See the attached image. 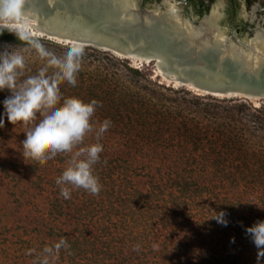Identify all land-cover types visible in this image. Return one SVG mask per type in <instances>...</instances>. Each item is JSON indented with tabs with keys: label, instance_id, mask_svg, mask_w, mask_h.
Masks as SVG:
<instances>
[{
	"label": "trees",
	"instance_id": "trees-1",
	"mask_svg": "<svg viewBox=\"0 0 264 264\" xmlns=\"http://www.w3.org/2000/svg\"><path fill=\"white\" fill-rule=\"evenodd\" d=\"M23 35L25 39L21 40L15 32L5 29L0 32V40L30 44L29 40L46 39ZM83 48L100 51L91 46ZM76 79L75 86L59 84L60 104L72 96L85 102L97 100L93 127L105 119L111 120L113 129L129 131L139 124L136 116L123 112V100L112 96L115 90L102 82H91L87 87L82 76ZM181 90L192 94L191 90ZM192 99L195 103L207 100L211 107L171 109L163 103H151L146 95L140 99V168L153 181L181 182L180 194L167 190L168 185L156 183L150 193L140 194V204L135 205L131 196L120 208L109 185L113 164L104 163L101 154L93 167L102 185L99 194L88 195L80 188L85 195L75 196L72 205L77 208L60 207L63 201H59V206L49 209L53 214L47 227L49 247L61 238L69 245L61 248L58 256L49 257V264H228L238 257L240 238L247 235L251 239L244 228L252 213L235 212V208L239 209L237 197L244 192L258 197L264 191V105L254 106L244 98L200 94H193ZM220 109L231 113L223 114ZM245 117L254 121V130L242 120ZM255 133L260 136L251 140ZM205 188L209 190L204 191ZM156 197L160 201L154 208H143ZM191 206L211 213L209 221L204 222L199 215H187ZM218 213L225 214L226 224L214 217ZM191 218L197 222H189ZM257 220H264V216ZM201 221L221 225L225 232L210 233L203 229ZM42 258L39 253L34 261L39 264Z\"/></svg>",
	"mask_w": 264,
	"mask_h": 264
},
{
	"label": "rangeland",
	"instance_id": "rangeland-1",
	"mask_svg": "<svg viewBox=\"0 0 264 264\" xmlns=\"http://www.w3.org/2000/svg\"><path fill=\"white\" fill-rule=\"evenodd\" d=\"M149 1L146 0L143 4L145 5ZM177 6L180 12L185 15L183 5L178 4ZM257 23L264 27V23ZM36 41L60 58H63L70 49L66 47L69 44L64 45V43L53 42V40H51L52 42L46 41V39ZM76 47H79L77 50L82 49V56L79 60L80 70L77 77L82 76L87 87L91 82H102L108 89L115 90L112 96L115 99L123 100L121 103L123 104V112L136 116L139 124L130 128V132L127 128L113 129L109 127L97 141L95 130L101 125L97 123L93 127L94 131L88 133L83 144L74 148L73 152L78 151L79 147L89 146L97 142L103 145L104 150L100 155L104 156V163L113 164L109 185L110 190L116 195V202L120 208H124L123 202L128 199L131 200V196H134L135 205L140 204V194L150 193V189L153 186L155 187L156 183L163 186L168 185L167 190H172L174 194H180L181 182L177 180L168 182L164 180L153 181L148 179L149 177L145 176L144 171L140 168V99L146 95L150 97L151 103L155 105L163 103L165 107L171 109L183 107L186 110L211 107L207 104L209 101L195 103L196 101L192 99L193 94H196L195 92L191 91L192 94L186 93L181 90L185 87H175L169 84L161 75L156 74L153 63H135L130 58L116 55L110 51L100 50L94 52L89 48H83V46H73L72 48L76 49ZM5 48L9 52L19 53L25 58V68L22 70V75L18 77V84L26 79L25 75L32 76L34 72H39L42 67L46 66L47 61L40 57L31 44L0 40V53ZM135 68L138 71H135ZM55 71V68L49 67L47 75L51 76ZM159 84H164L172 89H167ZM11 95L10 89L0 90V119L4 120L3 126L0 127V264H35L34 259L38 254L43 253L46 246H50L47 227L51 223L50 219L53 218V214L50 215L49 211L51 210L49 209L56 204L59 206L61 204L59 201H63L60 207L64 205V208L74 210L77 208L72 205L75 204L73 201L76 198L75 196L83 197L85 193L83 190L71 185L58 186L56 184L57 177L68 166L71 153H58L54 159L43 164L28 158L24 159L22 142L26 139L25 132L34 127L43 117L38 113L36 119L29 124L9 122L3 101ZM252 105L262 106L254 103ZM220 112L223 114L231 113L223 109H220ZM246 118L242 120L247 121L248 126L251 127L250 130H254V121L246 120ZM255 134V137L250 136L251 140L260 136L259 133ZM94 175L96 176L95 173ZM61 187H68L70 190L71 195L67 202L60 194ZM208 190V188L204 189V191ZM88 195L91 194L88 192ZM237 199L239 209L235 208V212L252 213V218L248 217L250 220L247 219L244 232L256 222L264 221L257 220L264 216V191L258 197L254 193L244 192ZM159 201L160 198L156 197L153 202L148 203L143 208L146 210L151 207L154 208ZM69 202H71V206L68 205ZM77 202L80 204L78 200ZM87 203L86 201V206L89 205ZM130 205L134 206L133 203H130ZM137 208H140V206ZM190 209L191 213L187 212V215L191 216L193 214L196 217L199 215L204 222L209 221L211 213L208 211L200 208L199 210L194 206H191ZM190 221L196 223L197 219L191 218ZM203 221L201 222L204 230L210 233L213 230L225 232V229H220L221 225H208L204 224ZM188 226H191L190 223H188ZM248 238L247 235L240 238V241H238L240 251H237L236 254L238 257L228 264L263 263L264 256L258 258L259 249L252 238ZM29 250H32L31 254H29Z\"/></svg>",
	"mask_w": 264,
	"mask_h": 264
},
{
	"label": "water",
	"instance_id": "water-1",
	"mask_svg": "<svg viewBox=\"0 0 264 264\" xmlns=\"http://www.w3.org/2000/svg\"><path fill=\"white\" fill-rule=\"evenodd\" d=\"M123 1L26 0L23 20L33 22L37 32L20 29L25 34L70 46H91L131 60L134 54L142 56L140 64L153 63L156 74L169 84L177 83L175 87L264 105V27H249L239 34L234 24L224 25L219 16L211 18L206 13L189 17L180 12L178 24L143 34L146 45L140 48V12L156 6L163 9L165 2L151 0L144 5L142 0H133L129 12L138 18L126 19L120 18ZM159 58L164 62L158 63Z\"/></svg>",
	"mask_w": 264,
	"mask_h": 264
},
{
	"label": "clouds",
	"instance_id": "clouds-1",
	"mask_svg": "<svg viewBox=\"0 0 264 264\" xmlns=\"http://www.w3.org/2000/svg\"><path fill=\"white\" fill-rule=\"evenodd\" d=\"M25 4L26 0H0V32L7 29L15 32L21 40L25 39L21 29L17 27L26 15ZM29 43L47 63L38 74L27 77L19 84L18 77L25 68L24 56L9 52L7 48L0 53V90L7 88L12 92V95L3 101L8 121L13 124L17 122L29 124L36 119L38 113L43 117L25 132L26 139L22 142L23 157L43 164L54 159L58 153H71L68 166L57 177L56 184L71 185L97 195L102 185L94 175L93 167L100 159V153L104 150L103 145L97 142L79 147L75 152L73 149L82 145L85 136L94 131L91 120L99 102L95 99L85 102L79 97L72 96L63 99V103L60 104L59 84L61 82H67L72 86L77 84L76 76L80 70L82 49L70 48L63 58H60L36 40H29ZM49 67L56 69L51 76L47 75ZM3 124L4 120L0 119V127ZM110 126L111 120L105 119L95 130L97 141ZM60 194L65 199H69L71 195L68 187H61ZM224 215L218 213L214 217L219 223L226 224ZM246 232L259 249L258 258L264 255V221L256 222L248 227ZM66 247L69 245L63 238L51 247L46 246L39 264H49V257L58 256L61 248ZM31 251L29 250V254Z\"/></svg>",
	"mask_w": 264,
	"mask_h": 264
},
{
	"label": "flooded vegetation",
	"instance_id": "flooded-vegetation-1",
	"mask_svg": "<svg viewBox=\"0 0 264 264\" xmlns=\"http://www.w3.org/2000/svg\"><path fill=\"white\" fill-rule=\"evenodd\" d=\"M146 0H142L145 3ZM149 1V0H148ZM151 1V0H150ZM183 5L186 16L200 17L215 11L221 22L230 27L234 24L239 34L249 27L264 23V0H172Z\"/></svg>",
	"mask_w": 264,
	"mask_h": 264
},
{
	"label": "bare ground",
	"instance_id": "bare-ground-1",
	"mask_svg": "<svg viewBox=\"0 0 264 264\" xmlns=\"http://www.w3.org/2000/svg\"><path fill=\"white\" fill-rule=\"evenodd\" d=\"M165 7L161 9L159 6L154 7L151 10H147L145 12H140V48L146 45V42L144 38H142V35L146 32H150L153 30H156L157 28H166L169 25L178 24L180 22L181 13L179 10V7L175 2L172 0H164ZM134 1L133 0H124L123 4L121 5L123 14L120 16V18H130L135 19L138 18L137 14H134L133 12H129L130 7L133 6ZM211 18H217L218 14L213 11L210 15ZM129 19V20H130ZM17 27L24 28L26 30H30L34 33H36V29L34 28L33 22L24 20L21 21ZM176 28V27H174ZM178 28V27H177ZM177 32H180V29H176ZM176 32V33H177ZM179 34V33H177ZM150 45V44H149ZM127 49H129V46H126ZM142 58V56H141ZM138 55H133L132 60L135 63H140L138 60L141 59ZM159 62H164L163 59L159 58ZM166 63V62H165ZM174 75L175 71L170 70ZM173 74H170L169 77H173ZM176 76V75H175ZM171 78L168 79L170 81ZM175 86L177 83H174Z\"/></svg>",
	"mask_w": 264,
	"mask_h": 264
}]
</instances>
